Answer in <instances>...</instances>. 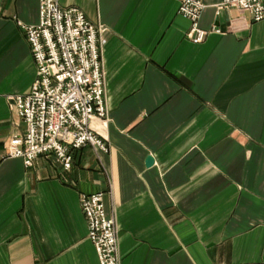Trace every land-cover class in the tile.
Wrapping results in <instances>:
<instances>
[{
    "label": "crops",
    "instance_id": "obj_1",
    "mask_svg": "<svg viewBox=\"0 0 264 264\" xmlns=\"http://www.w3.org/2000/svg\"><path fill=\"white\" fill-rule=\"evenodd\" d=\"M202 1L193 43L176 0H57L105 30L108 118L91 125L108 152L81 148L65 171L6 155L39 2L0 0V264H99L80 208L97 192L120 264H264V20Z\"/></svg>",
    "mask_w": 264,
    "mask_h": 264
},
{
    "label": "built area",
    "instance_id": "obj_2",
    "mask_svg": "<svg viewBox=\"0 0 264 264\" xmlns=\"http://www.w3.org/2000/svg\"><path fill=\"white\" fill-rule=\"evenodd\" d=\"M176 1L178 13L190 22L187 39L203 42L207 33L199 21L205 4ZM38 2V23L21 26L35 64V79L29 94L9 98L24 130L7 143L6 155L21 159L26 167L40 157H52L67 171L72 154L81 148L108 152L91 125L93 120L108 118L101 60L105 30L77 8H62L57 0ZM228 8L248 14L252 22L264 20V0H221L217 5V10ZM80 208L99 264H120L117 228L106 213L104 193L82 194Z\"/></svg>",
    "mask_w": 264,
    "mask_h": 264
},
{
    "label": "water",
    "instance_id": "obj_3",
    "mask_svg": "<svg viewBox=\"0 0 264 264\" xmlns=\"http://www.w3.org/2000/svg\"><path fill=\"white\" fill-rule=\"evenodd\" d=\"M153 162H154L153 158H152V157H148V158L146 159V166H147V167L152 166V165H153Z\"/></svg>",
    "mask_w": 264,
    "mask_h": 264
}]
</instances>
